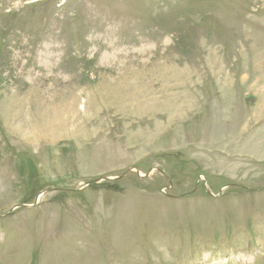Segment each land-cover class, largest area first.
<instances>
[{"label":"rangeland","instance_id":"rangeland-1","mask_svg":"<svg viewBox=\"0 0 264 264\" xmlns=\"http://www.w3.org/2000/svg\"><path fill=\"white\" fill-rule=\"evenodd\" d=\"M0 264H264V0H0Z\"/></svg>","mask_w":264,"mask_h":264}]
</instances>
